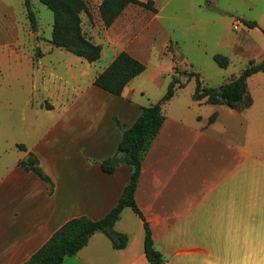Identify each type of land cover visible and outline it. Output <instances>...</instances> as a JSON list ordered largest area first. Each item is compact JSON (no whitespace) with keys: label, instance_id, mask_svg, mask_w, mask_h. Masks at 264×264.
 <instances>
[{"label":"crops","instance_id":"0c3cea01","mask_svg":"<svg viewBox=\"0 0 264 264\" xmlns=\"http://www.w3.org/2000/svg\"><path fill=\"white\" fill-rule=\"evenodd\" d=\"M14 1L1 0V81L16 76L32 86V95L43 91L56 100L43 98L33 104L29 97L32 116L45 110L53 121L31 119L15 125L19 128L7 123L5 134L0 136L4 146L0 148V264H24L68 221L79 217L100 220L117 205L130 180L131 166L121 163L114 172L106 173L102 164L117 155L124 130L134 124L142 108L156 104L141 97L144 87L137 86V79L151 70L146 77L151 84L162 81L168 87L174 78L180 80L181 74L174 67H149L146 57L157 47L158 30L166 27L165 21H177L178 15L186 13V7L181 8L184 3L192 14H211L214 24L232 15L233 28L237 21L242 25L255 21L257 27H264L252 14L264 16V0H138L152 1L156 11L130 4L103 31V38L97 39V30L92 29L90 36L102 47L97 62L89 63L54 47L52 26L47 40L37 39L35 47L42 48V56L34 58L29 50L33 44L17 38ZM8 31L15 35L13 39H6ZM241 45L237 41L232 47ZM176 46L164 39L158 47L178 53V42ZM108 51L107 64L89 75ZM123 51L141 61L145 71L126 86L122 96H114L94 81ZM263 59L264 52L256 61ZM62 63L64 68H60ZM56 65L59 74L54 72ZM45 69H50L47 76ZM205 104L213 106L212 114H207L209 120L164 111L166 120L143 161L136 202L151 226L155 248L163 254L165 264H264V157L248 150L246 137L242 145L222 135L245 132L248 120L243 111L249 108L208 104L192 95L185 109ZM214 113L217 117L211 121ZM208 141L224 144L221 164L209 174L197 173L199 183L192 186L197 162L200 166L209 156L205 151ZM8 148L18 151L11 165ZM30 153L38 157L52 184L19 165ZM114 228L127 236L125 248H115L104 233L96 232L83 249L62 264H149L140 217L127 207Z\"/></svg>","mask_w":264,"mask_h":264},{"label":"rangeland","instance_id":"374dc122","mask_svg":"<svg viewBox=\"0 0 264 264\" xmlns=\"http://www.w3.org/2000/svg\"><path fill=\"white\" fill-rule=\"evenodd\" d=\"M31 1L33 9L36 13V17L38 19L37 31L33 30V28L31 27L26 13L24 0H15L12 3L14 8L16 9V12L14 10V14L15 16H18L17 25L19 26V30L17 32V38L24 39L25 41L31 43L30 45L33 44V46L29 47V50L33 51L32 53H34V58H39L42 56V48L35 47V43L37 39L41 41L47 40V37H49V26H52L53 31V12L44 4L39 2V0ZM83 1L87 6L86 11H84L81 15L83 33L90 41L95 43L92 36H90L91 32H93L92 29H94V31L97 30V36L96 34H94L93 37L96 36L97 39H101V37L103 38V31L110 28L114 23L109 27L105 26L100 12V5L103 0ZM1 4L2 3L0 0V15ZM134 5L143 7L138 4ZM188 6L187 3H184L182 5V9L186 7V13L178 15L179 20L175 21L170 19L169 21H165L166 27L162 30H158L160 32V35L157 37L158 40L155 45L157 47L153 49V54L151 56L146 57V59L148 60L147 65L149 67H158L159 65L168 68L174 67V70L181 74L179 78L181 80L180 82L183 84V87H179L178 85L176 86V98L175 100H170L163 105V112L165 111L168 115H176L179 113L185 115L190 114L192 116L200 115L204 119L209 120L207 114H212V105L205 104L197 106L190 111L185 109V105L191 102L192 95L194 94L197 87L196 78H190L191 72H193L194 75L199 78L203 87L219 88L223 84L230 82L231 80L236 78L238 74H241V72L249 66V63L251 61L257 62L256 60H259L261 54L264 52V27L249 28L246 25H242L240 29L235 30L230 24L232 23V15L230 16L229 20L223 19L221 20V23L214 24L211 22V14H192L191 7ZM252 14H255L254 18H258L259 20L261 19L264 25V16H261L256 12ZM121 15H123V13ZM121 24H123V22ZM8 33L10 35L5 38L13 39L12 36L15 35L9 31ZM8 33L6 34L8 35ZM36 33L39 34L36 35ZM164 39H167L168 42H171V44L175 46L176 42H178V53H173L171 50H167L164 47H158L160 42ZM237 41H241L242 45L240 46V48L233 49L234 47H232V45ZM109 54L110 53L108 51L106 57L98 62L95 68L91 69L89 75L94 74L97 70L103 68L107 64L109 60ZM215 55H223L227 57L229 61L228 67H221L214 60ZM63 63L61 64L60 68L65 67ZM45 70L46 71L44 72V75L47 76L50 73V69ZM150 71L151 70H149V72H147L145 76H140V78L137 79L136 83L138 87H144V91H141L140 93L142 95L141 97L146 102L149 100L151 103H157L160 98L166 93L168 87L162 81V83L160 82L156 84H151L150 82H148L146 80V77L148 76ZM54 72L55 74H59L57 65L55 66ZM10 74H12V72H10ZM3 79L5 78L3 77ZM190 79L191 81H189ZM56 81L57 82L55 83L59 82L57 79ZM30 89H32V86L30 84H25L21 81L16 80V76L1 81L0 74V136L2 134H5L4 132L7 123L10 126H15L22 123L26 124L31 119H34L37 122L41 123H49L53 121L54 118L50 115H47L49 113L45 110H43L42 112H38V114L32 116L33 108H30L27 103L29 97L33 98V104L39 102V100L43 98L49 99L51 102L52 100L54 102V100L56 99H52L53 97H51L49 94L44 93L43 91H35L32 95L31 93L33 92L29 91ZM248 90L250 95L254 98V104L251 108L243 111L248 120L245 132L244 130L238 132H222V135L224 136V138H226L225 140H231L232 142H241L242 145L244 141L243 138L246 137L248 150L250 152L258 154V156L263 158L264 75L262 73L258 74L255 78H249ZM49 105L50 104L47 103V106ZM225 107L228 108V106ZM214 114L217 117V113ZM55 118H57V116H55ZM4 127L5 129H3ZM180 132L187 135L186 131L181 130ZM3 147H1L0 144L1 150H3ZM8 149L7 161L9 165H11L18 151L14 149L10 150V148ZM206 149L207 150L205 151L207 154H209V156L206 157V161L200 162V166L197 162L198 170L192 173V186L199 183L197 180V173H200L202 175L209 174L211 169L215 168V166L218 167L221 164L220 158L221 156H223V150L225 149L224 144L219 141H208ZM210 156L213 160L210 158ZM202 164L203 168H201ZM181 170L183 171V168ZM184 173L185 172H183V175Z\"/></svg>","mask_w":264,"mask_h":264},{"label":"trees","instance_id":"16d2710c","mask_svg":"<svg viewBox=\"0 0 264 264\" xmlns=\"http://www.w3.org/2000/svg\"><path fill=\"white\" fill-rule=\"evenodd\" d=\"M53 12V31L51 43L56 48L65 49L89 63L97 62L102 56V47L90 41L82 29L81 15L87 6L83 0H39ZM27 16L33 30L37 27V17L31 0H24ZM130 4H138L153 12V2L143 3L138 0H103L100 12L106 27L111 26ZM249 28H256L255 21H245ZM214 60L223 68L229 65L228 58L215 55ZM145 71V65L138 59L123 51L95 79L94 85L114 96H122L126 86ZM257 73L264 74V59L257 63L251 61L241 74L219 88L203 87L194 73L197 87L193 94L196 101L204 100L208 104L226 105L235 110L250 108L253 104L248 90V79ZM183 87L179 79L174 78L167 92L159 102L142 108L141 114L134 124L124 130L118 145L117 155L103 162L106 173H112L121 163L131 166L130 180L125 187L117 205L100 220L87 217L74 218L57 230L52 237L24 264H62L67 257L75 256L88 243L96 232L104 233L117 249L125 248L128 238L115 230V224L127 207L131 208L143 221L145 240L144 251L149 264H165L163 254L155 248L150 224L140 210L135 193L142 172L143 161L153 142L158 136L166 120L163 105L175 96L176 86ZM216 115L211 117L214 121ZM19 148L25 150L23 145ZM19 165L26 171H32L45 182L52 184L51 178L40 167V161L34 153H30Z\"/></svg>","mask_w":264,"mask_h":264},{"label":"built area","instance_id":"2783aa9c","mask_svg":"<svg viewBox=\"0 0 264 264\" xmlns=\"http://www.w3.org/2000/svg\"><path fill=\"white\" fill-rule=\"evenodd\" d=\"M242 27V23L240 21H237L236 24L234 25V29L238 30Z\"/></svg>","mask_w":264,"mask_h":264}]
</instances>
